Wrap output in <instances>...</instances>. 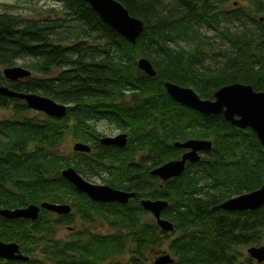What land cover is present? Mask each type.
Instances as JSON below:
<instances>
[{
  "label": "trees",
  "instance_id": "obj_1",
  "mask_svg": "<svg viewBox=\"0 0 264 264\" xmlns=\"http://www.w3.org/2000/svg\"><path fill=\"white\" fill-rule=\"evenodd\" d=\"M56 1L60 10L47 8L37 19L0 12V67L29 57L23 67L31 70L29 77L9 81L0 68V84L68 104L66 115L55 118L33 112L23 99L0 95V110L8 113L0 116V208L71 202L88 213L93 202L61 175L69 166L88 177L106 173L108 184L137 196L83 215L104 217L112 230L106 237L56 240V227L71 224L73 215L46 209L37 220L0 216V239L18 243L29 256L27 261L0 258V264H78L81 255L98 260L110 255V264H146L155 250L170 253L175 264H258L242 249L263 243L264 205L244 211L219 206L264 183L263 145L251 128L176 102L164 83L192 87L204 99L234 82L264 90V0L232 5L231 0H118L144 22L135 43L84 0ZM203 28L228 45L214 53L223 65L208 72L201 68L204 47L211 45L200 33ZM178 39L194 45L172 46ZM140 57L152 62L155 76L138 67ZM101 119L128 133V144L117 153L99 142ZM69 135L90 142L92 150L64 153L61 144ZM190 138L211 140V150L187 163L178 177L162 181L150 175L181 156L184 149L176 148V141ZM141 197L168 201L161 216L172 222L173 231L156 220L140 221ZM126 251L127 261L116 260Z\"/></svg>",
  "mask_w": 264,
  "mask_h": 264
},
{
  "label": "water",
  "instance_id": "obj_2",
  "mask_svg": "<svg viewBox=\"0 0 264 264\" xmlns=\"http://www.w3.org/2000/svg\"><path fill=\"white\" fill-rule=\"evenodd\" d=\"M99 14L101 19L116 30L122 37L135 43L144 31V22L132 16L127 8L118 0H84ZM138 67L149 76H155L156 70L147 57L137 60ZM3 76L9 80H19L31 75V70L20 66H8L2 70ZM164 87L168 95L180 104L204 114H221L223 117L239 128H251L264 147V90L257 91L251 84L234 82L217 89L213 99H204L192 88L181 86L171 81H165ZM0 95L23 99L30 109L44 112L46 115L62 118L66 115L68 104L58 102L53 98L36 92H18L6 85L0 84ZM129 136L121 132L116 136H103L100 143L105 146L115 145L125 147ZM176 148L185 151L179 158L171 159L153 168L151 175L158 176L165 181L180 176L187 163L200 160L203 153L211 150L212 141L209 139L190 138L185 141H176ZM75 152H90L88 143L78 141L73 145ZM61 175L75 188L86 193L90 199L101 202H118L126 204L135 192L114 188L110 185L95 184L86 180L74 167L69 166L61 171ZM264 205V183L260 188L231 197L220 204V208L227 211L255 210ZM141 206L150 211L157 224L166 231H173L171 221L161 216L168 206L165 199H142ZM41 209L56 214H69L71 205L68 203H55L44 201L40 204H29L18 208H0V216L8 219L37 220ZM250 258L258 264L264 263V246H250L247 249ZM0 258L5 260H29V256L22 253L16 242H5L0 239ZM174 258L169 253H163L156 258L154 264H173Z\"/></svg>",
  "mask_w": 264,
  "mask_h": 264
},
{
  "label": "rangeland",
  "instance_id": "obj_3",
  "mask_svg": "<svg viewBox=\"0 0 264 264\" xmlns=\"http://www.w3.org/2000/svg\"><path fill=\"white\" fill-rule=\"evenodd\" d=\"M234 1H236V0L230 1L231 5ZM50 7H54L57 10H60L61 5L56 0H0V12L14 13V14L20 15L24 19H37V18L41 17V15H38L39 12H41L42 10H45L47 8H50ZM200 33H201L204 40L209 39L211 42L210 43L211 45L204 47V51L206 52L207 57L205 58L201 68L207 72L210 70L219 68L220 66L223 65V63H222L223 58L221 56H214V53L223 52L225 49H228L227 43L221 38V36L219 34H217L215 31L209 30L207 28H203ZM171 45L175 46V47H178V46L191 47L194 45V42L188 41L185 39H178L174 43H172ZM28 62H30L29 57L18 58L16 60V65L23 66L24 64H26ZM1 70H3V68H1ZM35 111L36 110H33V112H35ZM5 115H8V113H5L3 110H0V116L2 117ZM96 127H97V130L101 133L100 138L103 136H116L121 131L118 126H116V125H114V124H112L106 120H103V119L99 120L96 123ZM78 141H80V140L75 139L70 135L66 136L65 140H63V142L61 144V147H62L61 149L63 150L64 153L65 152L66 153L73 152V145L75 142H78ZM85 143L90 144V142H88V141H86ZM84 177L86 179L90 180L91 182L95 183V184L109 185L106 182L107 179H104V178H108L106 173H102L101 175H93L91 177L84 175ZM67 203L72 204L71 202H67ZM80 217H81L80 214H78V215L73 214L74 219L75 218L79 219ZM152 218H153V216L150 217L146 213H143L141 216V222L144 221V222H148V223H151V222L153 223L155 221H154V218L153 219ZM74 219H73L72 223L69 225L76 226V228H78V229L79 228L82 229L86 226L88 228H92V229L95 226H97V227L101 226V225L97 224L98 222L93 223V224L83 225L78 220L77 223H75ZM81 219H82V221L86 222V220H84L83 218H81ZM66 225H68V224H66ZM66 225H64L63 227L62 226L56 227V231L53 235V237L56 240H67V239L72 238V234H71L72 231H70L68 228H66ZM104 225H105V228L101 231L107 232L109 229V224L105 220H104ZM60 227H62V228H60ZM74 231H76V229ZM262 245L264 246V240H263V243H261V245H258V246H262ZM163 249L166 251L165 247ZM247 249H248L247 247L243 248L242 252L244 255L248 256ZM161 251L155 250V251H151L149 254H147L146 264H154V261L156 260L157 257H159L163 253H168V252L162 253ZM130 257H131L130 254L126 251L122 256H118L116 258V260L127 261ZM173 264H175V262Z\"/></svg>",
  "mask_w": 264,
  "mask_h": 264
},
{
  "label": "flooded vegetation",
  "instance_id": "obj_4",
  "mask_svg": "<svg viewBox=\"0 0 264 264\" xmlns=\"http://www.w3.org/2000/svg\"><path fill=\"white\" fill-rule=\"evenodd\" d=\"M121 131L119 132V133H121V132H126V131H124V130H122L121 128H119ZM127 133V132H126ZM99 142H100V138H99ZM90 146H91V150H92V148H93V146L90 144ZM105 146V145H104ZM108 147H110V150H111V152H115V153H117L118 152V150H120L121 148H123V147H119V146H115V145H109ZM120 148V149H119ZM185 151V150H184ZM183 151V152H184ZM182 152V153H183ZM80 153V152H79ZM81 153H85V152H81ZM182 155V154H181ZM80 173V172H79ZM81 174V173H80ZM83 177H84V175L83 174H81ZM150 175H151V173H150ZM151 176H154V175H151ZM154 177H158V176H154ZM85 178V177H84ZM159 178V177H158ZM86 179V178H85ZM160 179V178H159ZM86 180H88V179H86ZM88 181H90V180H88ZM163 181V180H162ZM91 182V181H90ZM93 183V182H92ZM110 185V184H109ZM111 186V185H110ZM75 187V186H74ZM113 187V186H112ZM114 188H116V187H114ZM117 189H122V188H117ZM77 190V189H76ZM122 190H126V191H132V192H135L136 194H135V196L134 197H132V198H135L136 196H137V192L135 191V190H128V189H122ZM77 191H79V190H77ZM79 192H81V191H79ZM82 193H84V192H82ZM86 194V193H85ZM87 195V194H86ZM88 196V195H87ZM88 198H89V196H88ZM132 198H130L129 199V201L132 199ZM142 199H151V198H147V197H141L140 199H139V203H140V205H141V200ZM89 200L90 201H92L93 203H88L90 206H91V209H89L87 212L90 214V215H92V214H94L95 213V211H94V207H96L97 209H99V210H101V209H105V205L106 204H110L111 202H101V201H94V200H92V199H90L89 198ZM128 201V202H129ZM127 202V203H128ZM118 203V202H117ZM126 203V204H127ZM120 204H122V203H120ZM71 205V207H72V209H71V212L69 213V214H71V215H78V214H80L81 215V217L79 218V219H77V218H73L74 220H75V223H77V221L79 220L80 222H81V224H83V225H88V224H93V223H97L98 225H101L100 227H97V226H95V227H93V229L92 228H88L87 226L86 227H84V228H82V229H78V228H76V226H71V225H66V228H68L70 231H72L71 232V234H72V238H77V239H80V240H85V239H87V238H91L92 236H94V235H98L99 237H106V236H109L111 233H112V230H111V227H110V225H109V229H108V231L107 232H102L101 230H103L104 228H105V225H104V220L105 221H107L104 217H90V216H88L87 218L88 219H84L83 218V215H89L88 213H84V212H81L78 208H76L75 206H73L72 204H70ZM144 210V209H143ZM145 211V210H144ZM145 213L147 214V215H149L150 217L151 216H153V214L150 212V211H145ZM58 215H61V214H58ZM62 215H68V214H62ZM100 215V214H99ZM100 216H102V215H100ZM81 218H83L84 220H86V222H84V221H82V219ZM153 218H154V216H153ZM152 218V219H153ZM140 219V221H141V217L139 218ZM93 220V221H92ZM156 219L154 218V221H155ZM107 223H108V221H107ZM152 223V222H151ZM109 224V223H108ZM64 225H62V227H63ZM62 227H60V228H62ZM76 229V231H74ZM83 255H81V256H79L78 258H77V263L78 264H110V262H111V258L112 257H110V255H108V256H106V257H104V258H100L99 260L98 259H95L93 256H91L90 258H92V259H86V258H81ZM84 257V256H83Z\"/></svg>",
  "mask_w": 264,
  "mask_h": 264
},
{
  "label": "bare ground",
  "instance_id": "obj_5",
  "mask_svg": "<svg viewBox=\"0 0 264 264\" xmlns=\"http://www.w3.org/2000/svg\"><path fill=\"white\" fill-rule=\"evenodd\" d=\"M194 89V88H193ZM195 90V89H194Z\"/></svg>",
  "mask_w": 264,
  "mask_h": 264
}]
</instances>
